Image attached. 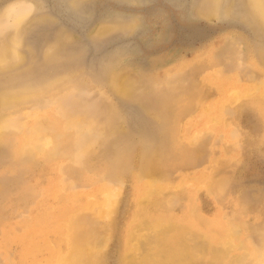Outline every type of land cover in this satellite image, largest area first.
<instances>
[{
  "label": "rangeland",
  "instance_id": "obj_1",
  "mask_svg": "<svg viewBox=\"0 0 264 264\" xmlns=\"http://www.w3.org/2000/svg\"><path fill=\"white\" fill-rule=\"evenodd\" d=\"M262 8L0 0V264H264Z\"/></svg>",
  "mask_w": 264,
  "mask_h": 264
},
{
  "label": "bare ground",
  "instance_id": "obj_2",
  "mask_svg": "<svg viewBox=\"0 0 264 264\" xmlns=\"http://www.w3.org/2000/svg\"><path fill=\"white\" fill-rule=\"evenodd\" d=\"M218 1V0H217ZM254 1H256V2H258V1H260V0H254ZM261 14L264 16V8H262L261 9ZM213 14V13H212ZM215 16H216V14H215ZM150 180V179H149ZM153 191V190H152ZM151 191V192H152ZM150 192V191H149ZM154 192V191H153ZM144 198V197H143ZM143 198H141V199H143ZM173 199V198H172ZM171 199V200H172ZM169 201V200H168ZM171 202V201H170ZM106 205H109V204H106ZM140 205V204H139ZM107 207V206H106ZM141 207V209H142V206H140ZM141 212V211H140ZM145 212V211H144ZM143 212V213H144ZM112 213V212H111ZM156 213V212H155ZM145 214V213H144ZM155 215V214H154ZM145 216H147V215H145ZM148 221V220H147ZM153 221V220H152ZM162 222V221H161ZM143 224V223H142ZM151 224V223H150ZM160 224V223H159ZM147 225V224H146ZM155 225V224H154ZM141 226V225H140ZM156 226V225H155ZM140 228V227H139ZM143 228V227H142ZM151 228H153V227H151ZM167 228H169L168 226H167ZM166 228V229H167ZM161 229V228H160ZM163 229V228H162ZM165 229V228H164ZM136 230V229H135ZM168 230H170V229H168ZM236 230V229H235ZM137 231V230H136ZM165 231H167V230H165ZM171 231V230H170ZM141 232V231H140ZM235 232V231H234ZM233 232V233H234ZM230 233V232H229ZM140 234V233H139ZM164 234V233H163ZM162 235V234H161ZM230 235V234H229ZM228 235V236H229ZM148 236V235H147ZM232 236V235H231ZM157 237V236H156ZM185 238H186V236H184ZM183 237V238H184ZM134 238V237H133ZM136 238V237H135ZM232 240V239H231ZM134 241V240H133ZM135 241H137V240H135ZM91 243V242H90ZM134 243V242H133ZM140 243V242H139ZM132 244V243H131ZM136 244V243H135ZM184 244V243H183ZM180 247H182V246H180ZM181 250V249H180ZM227 250V249H226ZM160 251V250H159ZM161 252V251H160ZM159 252V253H160ZM183 252V251H182ZM158 253V252H157ZM209 252H207V254H208ZM130 254V253H129ZM74 255L76 256V255H78V250L74 253ZM130 255H132V254H130ZM157 255V254H156ZM221 255V254H220ZM263 256V255H262ZM157 257V256H156ZM69 259V258H68ZM75 259V258H74ZM87 259V258H86ZM72 261V260H71ZM87 261V260H86ZM217 261V260H216ZM244 261V260H243ZM242 261V262H243ZM88 262V261H87ZM93 262V261H92ZM152 262V263H151ZM149 264H176L177 262H176V260H175V254H173V251H171V250H163L162 251V254L160 255V258L159 259H156V260H153V261H151ZM89 263V262H88ZM95 263V262H94ZM74 264H75V262H74ZM127 264V263H126ZM130 264V263H129Z\"/></svg>",
  "mask_w": 264,
  "mask_h": 264
}]
</instances>
